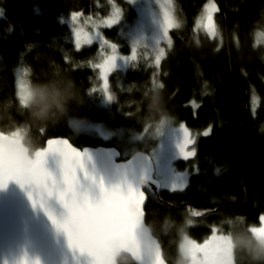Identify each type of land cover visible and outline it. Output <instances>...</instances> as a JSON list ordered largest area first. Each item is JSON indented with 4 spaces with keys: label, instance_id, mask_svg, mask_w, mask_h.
<instances>
[{
    "label": "trees",
    "instance_id": "16d2710c",
    "mask_svg": "<svg viewBox=\"0 0 264 264\" xmlns=\"http://www.w3.org/2000/svg\"><path fill=\"white\" fill-rule=\"evenodd\" d=\"M173 1L178 27L168 31L170 48L158 67L147 49L137 48L135 60L109 75L112 100L102 107L97 65L105 52L95 42L77 49L67 21L77 13L99 20L116 7L119 23L99 31L127 58L129 42L119 31L136 16L131 3L113 0L111 7L106 0H0V133L22 141V127L28 124L15 89L17 66L27 70L29 85L71 79L76 87V99L64 117L32 126L38 145L31 155L57 138L77 149L119 150L121 130L139 133L161 123L148 116L153 94L163 86V111L195 137V156L177 163L194 171L185 189L146 192L145 224L166 264H179L183 235L200 242L215 229L229 236L227 226L233 221L248 230L259 225L264 212V45H255L257 34L263 38L264 0ZM209 1L216 6L214 43L197 25ZM74 121L93 124L109 137L77 133ZM206 130L209 135H203ZM118 264L133 263L120 258ZM234 264L247 261L234 258Z\"/></svg>",
    "mask_w": 264,
    "mask_h": 264
},
{
    "label": "snow or ice",
    "instance_id": "6c2138e0",
    "mask_svg": "<svg viewBox=\"0 0 264 264\" xmlns=\"http://www.w3.org/2000/svg\"><path fill=\"white\" fill-rule=\"evenodd\" d=\"M214 8V6H213ZM206 23L203 25L210 34H215L212 10H206ZM120 21V12L117 10L115 16L107 22L108 26ZM171 27L178 25L170 18L169 13H164L163 36L168 37ZM83 44H91L92 39L79 29L75 31V46L77 49ZM115 51L116 45H111ZM160 54L156 57V65L160 63ZM119 57L110 55L102 64L97 65L101 70L100 75L104 81V88H108V74L117 68ZM126 59V58H125ZM132 59L135 60V47H133ZM25 75L27 70H25ZM19 99L21 104L26 105L29 95V85L24 79L18 81ZM108 101L112 96L108 95ZM183 132L182 142L178 145L180 156L188 160L195 156V151H187L189 144L195 141L189 138L188 129L181 125ZM2 135V134H0ZM204 135H209L205 132ZM147 163L139 169L132 161L127 164L115 166L109 173L114 181L112 187L126 189L129 198H138L141 207L147 195L144 191L145 185L151 191L155 186L147 172ZM179 182H173L169 191H183L186 183L182 178H177ZM9 182H15L22 189H25L29 200L34 208L39 207L51 221L58 233H62L67 241V246L71 250L75 264H108V236L99 235L91 231L86 223L85 217L88 211L93 208L95 192L104 193L107 191L106 176L96 170L92 163V155L85 150H78L69 143L67 139H49L47 147L36 152L35 159L27 168L15 167L0 169V188H5ZM77 187L84 188L83 200L77 204L69 199V192ZM59 206V211L53 203ZM199 215V213H195ZM259 226H252L251 231L258 237H264V215H261ZM129 229L132 225L129 224ZM228 238L223 235L214 234L202 245L193 244L192 258L194 264H211V258L219 248L227 247ZM192 243V242H189ZM196 251L204 254L201 260L195 254ZM15 264H40L39 259L30 260L25 252ZM157 264H160L159 253L157 252Z\"/></svg>",
    "mask_w": 264,
    "mask_h": 264
},
{
    "label": "water",
    "instance_id": "95a60500",
    "mask_svg": "<svg viewBox=\"0 0 264 264\" xmlns=\"http://www.w3.org/2000/svg\"><path fill=\"white\" fill-rule=\"evenodd\" d=\"M205 23L206 18L202 24V31L207 40L213 43L217 37L216 27L215 34H210L203 26ZM0 134H2L0 135V169L29 167L37 151L30 156L21 139ZM8 145L13 147L9 149ZM44 147H47V141ZM78 150L88 151L92 155V163L96 170L106 176L107 191L95 192L93 208L88 211L85 220L91 231L108 236V264H118V260L125 257L133 264H146L145 247L141 236L146 229H149L144 220L147 198L141 207L138 198L128 197L126 189L112 187L114 181L111 180L109 173L119 164L132 161L135 165L139 155L143 160L142 166L146 160L148 161V176L155 185L152 186L151 191L145 185L144 191L155 194L160 187L153 179V166L149 156L144 152H136L129 158L121 160L119 151L113 147H86ZM142 166L136 167L139 169ZM83 196V187H77L69 192V199L77 204L83 200ZM52 203L58 212L59 206ZM129 224L132 225L131 229L128 227ZM151 237L156 245L151 264H157V252L160 264H166L161 247L152 233ZM25 252L30 260L38 258L40 264H75L65 236L56 231L42 209L32 206L25 189L15 182H9L7 187L0 188V264H15Z\"/></svg>",
    "mask_w": 264,
    "mask_h": 264
},
{
    "label": "rangeland",
    "instance_id": "374dc122",
    "mask_svg": "<svg viewBox=\"0 0 264 264\" xmlns=\"http://www.w3.org/2000/svg\"><path fill=\"white\" fill-rule=\"evenodd\" d=\"M109 2L111 7H115L113 0H106ZM126 2L131 3L133 6L136 16L132 22L128 25L120 26L119 35H125L128 39L129 46L131 49V55L125 59L119 54L118 47L116 46L115 51L112 49L111 43L104 41L102 38L99 27L108 26L107 22L110 21L116 14V7L113 8L110 14L99 18V20H94L93 15H83L80 13L74 14L69 18L67 22L71 24L72 27V38L75 43V31L79 29L82 33H86L92 39V43H98L100 48L104 50L105 54L100 64L104 62L110 55H117L119 59L117 60V68L122 69L127 67L128 62L132 59L133 47L135 51L137 48H145L151 53L156 61V57L160 54L161 50L163 55L160 57V62L164 58L166 51L170 48V39L169 36L165 38L163 36V22H164V13L168 12L170 18L178 25V18L176 14V8L173 0H125ZM112 2V3H111ZM214 6V8H213ZM212 10V15L216 11V6L212 1H209L205 4L202 9L201 15L198 18L197 25L202 27L203 21L206 18L207 11ZM110 11V7H109ZM120 12V11H119ZM121 20V17H120ZM119 23V22H118ZM116 23V24H118ZM115 25V24H113ZM112 26V25H111ZM175 28V27H171ZM169 28V30L171 29ZM91 43V44H92ZM90 44H83V46H88ZM255 45H264V27H263V38L257 34ZM160 64V63H159ZM155 66L156 62H155ZM158 67V66H157ZM113 70V71H115ZM112 71V72H113ZM101 70L99 69V91L101 93L102 101L100 105H106L108 100L106 99L109 95L108 88H104V81L100 75ZM110 72L109 75L112 73ZM25 69L22 66H17L14 72L15 75V89L16 94L19 97V88L18 81L24 79L28 82L27 74L25 75ZM29 85V83H28ZM103 103V104H102ZM75 124V127L72 125ZM181 125H184L181 122H176L174 120L171 123L165 125L163 122L157 123L153 126H148L144 131L139 133H131L125 130H121L118 133L119 140V153L120 158L125 160L132 156L136 152L144 151L149 156V159L153 166V179L159 183L160 189L167 191L169 193L181 192L169 191L170 185L175 181L179 182L177 179L182 178V180L188 183V180L191 174L194 171H189L187 169H180L177 167L178 162H187L193 157H190L188 160L183 159L180 156L178 145L182 142L183 132L181 131ZM185 126V125H184ZM72 129L77 133H88L93 131L95 135H98L103 138H108L109 134L101 130L99 127H95L93 124H85L79 121H74L71 124ZM205 132H209L206 130ZM203 132V135L204 133ZM189 138L195 140V137L191 135L188 131ZM187 151H193V144H189ZM193 172V173H192ZM185 189V188H184ZM264 215V212L261 214ZM260 215V216H261ZM260 218V217H259ZM260 225V220H259ZM258 225V226H259ZM252 227V226H251ZM248 231L254 234L250 229ZM220 235L216 233V230L213 229L211 234L204 238L202 241H196L188 236L183 235L178 250L183 251L184 255L188 258V264H194L192 253L194 251L193 244L202 245L207 239H209L213 234ZM228 238L227 247L219 248L215 252L214 256L211 258V264H234V255H233V245L232 237L229 235H223ZM258 237V236H257ZM264 238V237H261ZM192 242V243H189ZM196 256L201 260L204 259V254L202 252L196 251Z\"/></svg>",
    "mask_w": 264,
    "mask_h": 264
},
{
    "label": "clouds",
    "instance_id": "9594fccd",
    "mask_svg": "<svg viewBox=\"0 0 264 264\" xmlns=\"http://www.w3.org/2000/svg\"><path fill=\"white\" fill-rule=\"evenodd\" d=\"M153 94L152 103L149 105V116L151 120L158 117L165 125L171 123L172 117L162 109V94L160 89ZM76 99L75 83L71 79L56 82H33L29 85V95L24 108L28 116L26 128L22 127V142L28 149V154L35 150L38 145L37 138L32 135V126L48 125L58 122L68 112L71 103ZM75 127V124L72 125ZM13 146L8 145L11 149ZM143 160L137 155L136 166H142ZM243 224V220L240 221ZM228 234L232 237L234 258L246 260L247 264H264V238L254 236L246 227L240 228L236 221L227 226ZM146 264H151L156 245L152 242L151 230L146 229L142 236ZM127 259V257H125ZM179 264H188V258L183 251H179Z\"/></svg>",
    "mask_w": 264,
    "mask_h": 264
},
{
    "label": "bare ground",
    "instance_id": "6f19581e",
    "mask_svg": "<svg viewBox=\"0 0 264 264\" xmlns=\"http://www.w3.org/2000/svg\"><path fill=\"white\" fill-rule=\"evenodd\" d=\"M215 40H216V39H215ZM214 42H215V41H214ZM214 42H213V43H214ZM209 43H210V42H209ZM255 43H256V39H255Z\"/></svg>",
    "mask_w": 264,
    "mask_h": 264
}]
</instances>
